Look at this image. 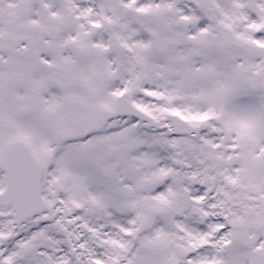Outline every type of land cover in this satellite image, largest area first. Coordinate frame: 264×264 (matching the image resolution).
<instances>
[{"label":"snow or ice","instance_id":"obj_1","mask_svg":"<svg viewBox=\"0 0 264 264\" xmlns=\"http://www.w3.org/2000/svg\"><path fill=\"white\" fill-rule=\"evenodd\" d=\"M0 264H264V0H0Z\"/></svg>","mask_w":264,"mask_h":264}]
</instances>
